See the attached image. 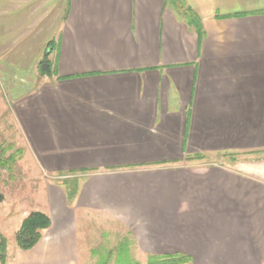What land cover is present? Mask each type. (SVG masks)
I'll list each match as a JSON object with an SVG mask.
<instances>
[{"label":"crops","instance_id":"0c3cea01","mask_svg":"<svg viewBox=\"0 0 264 264\" xmlns=\"http://www.w3.org/2000/svg\"><path fill=\"white\" fill-rule=\"evenodd\" d=\"M179 2L200 28L170 0H0V84L40 166L80 177L17 264H78L89 213L146 259L264 264V0Z\"/></svg>","mask_w":264,"mask_h":264},{"label":"rangeland","instance_id":"374dc122","mask_svg":"<svg viewBox=\"0 0 264 264\" xmlns=\"http://www.w3.org/2000/svg\"><path fill=\"white\" fill-rule=\"evenodd\" d=\"M50 46L52 44L44 48L41 57L49 64L53 58L46 54ZM42 63L39 64L38 70L41 76L43 75L40 71ZM5 88V85L0 84V152L2 147L8 146H12L13 149L7 151L6 157L17 150L22 152L18 154L12 169L0 168V191L4 195V199L0 201V235L6 237L8 241V264H17L15 256L18 247L15 233L23 219L32 210H43L48 207L49 189H61L65 186L63 182L68 179L80 181V177L78 173L63 175L51 173L40 166L21 129L14 109L15 104L9 98L8 90ZM236 155H242L244 158L255 156L260 159L259 154L254 153H237ZM205 156L217 157L218 155L207 154L203 155V158ZM218 157L230 156L224 154ZM86 216L82 214L79 224H68L66 228V231H71L72 236H77L80 249L78 264H96L100 257L107 254V250L114 249L125 237L127 241L118 245L111 264H137L138 262L147 264L145 255L134 244L124 224H119L100 214L89 213ZM56 231L57 227H54L47 231L46 235L54 236Z\"/></svg>","mask_w":264,"mask_h":264},{"label":"trees","instance_id":"16d2710c","mask_svg":"<svg viewBox=\"0 0 264 264\" xmlns=\"http://www.w3.org/2000/svg\"><path fill=\"white\" fill-rule=\"evenodd\" d=\"M174 6L181 10H184V13L187 15V20L191 25H196L197 28H200L199 20H196L192 17V15L188 12L187 9H184L179 0H172ZM46 61L43 59L41 62ZM12 146L2 147L0 152V168H8L12 169L13 164L17 160L18 154H21V150H17L11 153L9 156H5L7 151L12 150ZM203 154H196L192 156H186V160H195L202 159ZM72 172H60L59 175L63 174H73ZM66 189V197L67 201L71 204L78 193L79 189V181L68 179L63 182ZM4 199V195L0 191V201ZM52 226V219L50 215L42 210H32L28 213V215L23 219L20 227L15 233V241L17 247L23 250H30L35 248L43 238L44 231L49 229ZM127 241V237L120 243H124ZM118 243V245L120 244ZM118 245L114 249L107 250V254L100 257L99 261L96 264H111L114 259L115 252L118 248ZM7 251H8V241L7 238L3 235H0V264H6L7 262ZM191 260L188 256L184 254H176V255H167V256H148L147 264H185L189 263ZM138 262V261H137ZM137 264H141L138 262Z\"/></svg>","mask_w":264,"mask_h":264},{"label":"water","instance_id":"95a60500","mask_svg":"<svg viewBox=\"0 0 264 264\" xmlns=\"http://www.w3.org/2000/svg\"><path fill=\"white\" fill-rule=\"evenodd\" d=\"M52 47L50 46L48 51L46 52L47 55L51 52ZM41 74L49 73L50 72V65L48 62H43L40 67Z\"/></svg>","mask_w":264,"mask_h":264}]
</instances>
